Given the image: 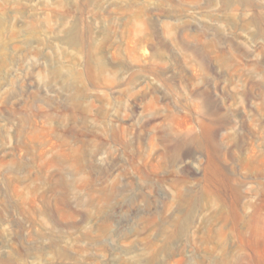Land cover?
I'll return each mask as SVG.
<instances>
[{
	"label": "rangeland",
	"instance_id": "obj_1",
	"mask_svg": "<svg viewBox=\"0 0 264 264\" xmlns=\"http://www.w3.org/2000/svg\"><path fill=\"white\" fill-rule=\"evenodd\" d=\"M0 264H264V0H0Z\"/></svg>",
	"mask_w": 264,
	"mask_h": 264
}]
</instances>
